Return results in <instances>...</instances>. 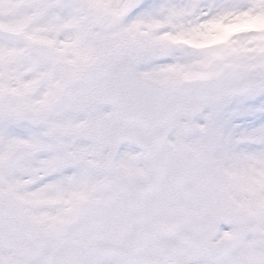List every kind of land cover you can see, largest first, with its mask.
<instances>
[{"label": "snow or ice", "instance_id": "snow-or-ice-1", "mask_svg": "<svg viewBox=\"0 0 264 264\" xmlns=\"http://www.w3.org/2000/svg\"><path fill=\"white\" fill-rule=\"evenodd\" d=\"M0 264H264V0H0Z\"/></svg>", "mask_w": 264, "mask_h": 264}]
</instances>
